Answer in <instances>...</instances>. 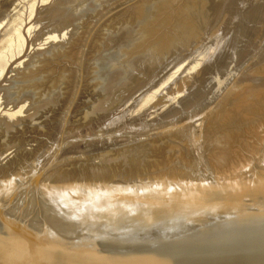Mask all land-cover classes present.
<instances>
[{
	"label": "bare ground",
	"instance_id": "6f19581e",
	"mask_svg": "<svg viewBox=\"0 0 264 264\" xmlns=\"http://www.w3.org/2000/svg\"><path fill=\"white\" fill-rule=\"evenodd\" d=\"M98 1L100 0H96L98 4L96 8L111 1V5L108 3L109 7L106 5L108 7L106 10L93 8L94 11H99L96 13L97 16L99 14L98 20L94 14L95 19L92 17L82 21L86 15L81 14V11L83 12L88 4L86 2V5L81 6L83 1L77 0H54L50 4L40 6L36 13V19L44 25V30L51 27L56 31L58 26L65 27L66 30L72 25L74 27V30L72 27L71 32L68 31L69 39L65 44L54 46L49 50L46 57L51 56L48 58L36 54L38 57L35 56L34 61L28 63L26 71L21 74L23 76L21 79L29 82L30 86L28 89L30 91L24 92L37 93L38 102L43 100L38 111L42 108V104L45 106L41 110L48 108L44 101L50 98L53 90H58L59 94L61 92L60 95L63 97L60 100L64 98L63 103L58 100L60 104H65L62 111L57 113L59 111L57 110L53 115L50 112L52 116L49 114L51 119H48L51 122L47 121V124L45 122L46 125L41 123L47 119L36 122L30 114L14 121L5 114L0 116V224L12 233L20 264H205L264 245V240L246 242L243 236H240L241 231H231L233 229L227 231L228 235H232L229 237L211 231L182 239L181 242L185 243L181 246L180 239L174 240L178 241L177 246H171V243L166 242V240L172 241L171 238H165L162 240L165 242L146 243L147 245L143 244L140 249H138L140 246L127 250L112 246L116 252L105 254L95 249L89 250L95 245L93 240L87 244L83 243L85 238L73 237L74 241L70 243L72 241L69 239H73L70 238L73 233L79 235L77 237L88 233L99 234L107 231V227L121 229L128 223L144 222L139 226L145 229L144 232L152 228L155 223L156 226L164 227L166 225L160 218H165L166 215L153 214L163 208H171L169 213H179V220L186 223L194 218L196 211L202 208L213 209L222 199V192L232 193L231 195L259 194L262 197L257 198L255 203L264 205V48H262L264 0H104L105 3L101 5ZM78 2L81 4L73 5ZM70 5L71 8L74 6L73 12L70 10ZM78 6L80 10L77 9ZM86 10L88 12V9ZM94 11L91 9L88 12L90 17ZM85 12L83 13L86 14ZM76 16L77 18L80 16L81 21L79 19L76 21ZM73 17L76 19L72 22ZM18 18H20L19 14L14 15V20L17 21ZM77 22L82 23L77 26ZM60 29L58 28L59 31L64 30V28ZM226 37L230 39V47L226 48L229 45L224 44L225 50H228V54L229 52L236 56L239 54L241 57L239 64L236 62L239 67L236 69L239 71L237 70L238 73L236 72L237 75L235 74L234 77L227 74L228 70L235 66L232 62L229 65L225 62V60L230 62V54L227 55V52L223 54L224 48L221 51L223 47L221 39ZM208 39L211 43L212 40H215L214 44L218 43L219 50L215 48L216 45L209 46L214 47L213 50L215 53L217 51V54L221 51L222 54H216L219 61L216 59L217 56L212 57L214 51L211 52ZM198 46H201L200 49ZM202 47L203 50L205 47L211 53L204 54L205 50L202 54ZM197 48L199 51H196ZM107 52L110 55L105 54ZM182 52H185L187 57L196 54V57L199 55L200 58L201 54L212 58H204V61L202 56L204 68L202 64L203 69L199 65L197 68L199 72L196 74L195 70L193 73L196 76L186 77L187 73L184 72L183 78L182 73L179 81L173 82L177 88L173 89L174 86L170 85L173 86L170 91L175 90L171 91L172 93L177 90L179 92L180 89L181 91L189 89L186 95L182 92L184 96L182 95L180 97L182 100L178 102L180 110L177 111L178 106L175 108L172 106L174 110L171 111L176 110L175 114L167 111L170 112L168 114L165 111L164 115H171L167 117L169 120L162 115L163 121L161 119V123L151 124L149 128H146L147 123L144 121L145 127L142 125L139 127L137 122V129L146 128L144 133L139 129L134 131L136 128L134 121L135 128L129 127L128 130L133 128L136 134L139 131L144 135L141 138L142 142L137 140L140 139L139 136L133 138L137 141L136 144L141 142L140 146L136 145L140 150L136 149L132 152L135 146L127 149V146H124L127 141L124 139L126 142L121 144L120 137H118L120 140H116L120 142L119 144H107L117 135L120 136L119 133L115 134L117 131L120 132L119 129L115 131L117 125H125L123 123L126 122L123 120V123L117 125L113 123L121 119L118 118L121 114L124 118L127 115L126 106L123 105L125 110L117 109L123 112L119 114V111H116L118 117L113 107L118 108L120 104L122 106L124 100L127 101L129 98L130 101L131 96L128 95L135 91V94L141 95L137 90L139 92V89L147 86L148 81L151 84L155 80L156 83L154 81L153 85L151 84L155 86L158 81L166 80L163 77L165 71L167 73L171 67L169 72H172L184 61L175 57L177 62L182 61L177 67L174 65L177 64L174 60H172L174 64H167V61L170 63L168 57L170 55L174 57V53H179L176 55L179 57ZM184 55H181L182 58ZM219 55L229 56L228 60L219 59ZM230 58L234 59V56L231 55ZM153 59L160 64V59L161 61L163 59L165 61V63L162 61L163 65L171 66H164L166 68L164 69L161 64L163 70L159 69V66L153 67L154 65L149 64ZM183 59L188 58L185 56ZM118 60L120 64H117ZM141 67L144 69L143 73L140 72ZM152 67L155 68L154 71ZM147 68L155 74L160 70L154 80L150 78L151 75L149 76L152 72L149 74L146 72ZM137 69L140 70L139 73L137 72L140 75H136ZM156 69L159 70L155 71ZM145 72L148 74L145 77L149 76L148 79L151 80L144 84ZM233 72H235L234 68ZM233 72L231 70V73ZM158 74H161L162 81L159 80ZM229 77L231 79L226 82V86L223 85L224 88L219 84L214 87L215 83L210 85L216 78L218 82L223 83ZM208 84L215 88L216 90L213 89L215 91L220 88V91L223 90L211 103L209 99L207 100L208 97L206 98L207 93L203 97L202 87H207ZM152 86L147 88L152 89ZM94 87L98 89H95L97 91L94 96L99 90L101 91L99 88H106V93L110 95L104 92L103 96L106 97H103L104 100L97 95L99 98L96 97V103L94 96L91 95L93 101L92 98L88 99L91 103H95L91 106V103L87 104L86 97L90 96ZM90 88L92 92L89 91ZM144 88L140 91L142 94L145 92ZM58 91H55L56 96L52 95L55 99L60 97L56 94ZM88 91L90 94L86 96ZM23 93L21 92L20 95ZM98 93L100 95L101 92ZM84 94L87 106L82 102ZM134 97L136 99L137 95L132 99ZM55 99L56 105L52 106V109L54 107L58 109ZM165 101L167 102L166 99ZM165 101L162 102L166 103ZM117 102L120 104L115 105L118 104ZM50 104L47 103L51 108ZM35 105L38 107V103L33 104L32 107H36ZM89 106L92 108L91 111ZM50 108L49 110L52 111ZM33 110L31 108L33 112L37 109L33 108ZM87 111L92 113L88 114L90 112ZM124 111L125 115H123ZM94 112H97V118ZM111 114H114V120ZM172 115L176 117L170 119ZM108 119L112 120L111 124L115 125L113 126L115 129ZM32 120L35 126L32 125ZM38 123L41 127L44 125V129L38 128ZM103 125L111 127L110 130L113 129L110 131L111 135H106L105 132V136L111 139H108L107 145L103 144L106 146H102L104 153L100 151L99 154L95 150L94 155L91 151L94 149L91 147L94 146L86 144L91 148L89 150L84 145L87 142L86 138L85 143H80L84 140L81 133L92 131L100 133L99 136L103 135L100 130ZM95 128L99 131L97 129L94 131ZM123 131L127 132V130L121 132ZM131 133L133 132L129 134ZM53 136L56 137L54 141L58 142L57 145L54 144L56 147L52 146ZM59 136L64 137V141L67 142H62L61 145ZM97 136L98 134L95 136L96 139L99 138ZM125 136L123 135V138H129ZM76 137L82 140L75 141ZM49 142H52L50 143L52 147ZM72 143L74 144L71 145ZM127 145L129 147L128 143ZM123 146L126 148L123 149ZM47 149L52 151L50 157H45ZM114 149L117 153H114ZM70 153L74 154L68 156ZM127 172L132 173L133 177L127 175ZM124 173L127 178L123 181L122 178L126 177ZM121 174L124 175L120 177ZM133 178L136 180L133 181ZM257 216L263 217L262 214ZM21 219L34 228L25 231L21 227ZM167 221L171 222L169 219ZM43 229L56 230L57 233L43 232ZM38 233L46 237L43 238L44 236H39ZM207 237H209L208 242H203ZM53 239L71 247L63 248L62 245L51 242L54 241Z\"/></svg>",
	"mask_w": 264,
	"mask_h": 264
},
{
	"label": "rangeland",
	"instance_id": "374dc122",
	"mask_svg": "<svg viewBox=\"0 0 264 264\" xmlns=\"http://www.w3.org/2000/svg\"><path fill=\"white\" fill-rule=\"evenodd\" d=\"M42 1H44L45 3H43ZM51 1H54V0H0V116L2 115V114H5L9 119H11V120H17V119H20V118H24L27 114H30V115H33V120L34 121H36V122H42V121H44L45 119H47V120H45L44 122H42L41 123V125L44 123V125H46L47 124V121H48V123H50L51 121H49V119L48 118H50L51 119V116L53 115V114H55L56 113V111L57 110H59V111H57V113L58 112H61L62 111V107L64 106L65 107V104H62L64 101V98H63V100H60L63 96H61L60 94H61V92H60V94H59V91L58 90H53L54 92H52L51 94L52 95H54V96H56L55 95V91H58V93L56 92V94H57V96L58 95H60V97L58 96L57 97V99H55V97L54 96H52V95H50V98L48 97V99L47 100H45L44 101V103H46V106L48 107V108H44V110H41V109H43V106H45V104H42L43 106H42V108L38 111V109H39V105H41V102L43 103V100L42 99H40V100H42L41 102L39 101L38 102V96H37V93L34 95V94H32V93H30V92H27V94H28V98H27V94H26V92H24V91H30V90H28L29 88H30V86H29V82H25L24 80H22L21 79V77H23L21 74L23 73V72H25L26 71V67H27V64L28 63H31V62H33L34 61V58H35V56L36 57H38L37 55H39V54H42V56H47V54L49 53V50H52V48L54 47V46H59L60 44H62V43H64L65 44V42H67L68 41V39L69 38H67L68 36H69V33H68V31H70L71 32V30H72V27H73V25L72 24H74L76 21H78V19L80 18V16L77 18V16H76V18H77V20L74 22V23H72V24H70V25H72V27H70L69 28V30H66V28L65 27H60V26H58V28L60 29V28H64V30L63 31H59L58 30V28H57V30L56 31H53L52 29H51V27L50 28H48V29H46V30H44V25L39 21V20H37L36 19V13H37V11H38V8L40 7V6H42V5H45V4H50L51 3ZM77 1H83L82 3V5L81 6H83V5H86L85 3L87 2V6L88 7H86L85 6V8L86 9H88V12H90L91 11V9H92V11H94L93 10V8L95 7L96 8V5H98L97 4V2H96V0H95V2L93 1H91V0H89V1H86V0H77ZM85 1V2H84ZM101 1V2H100ZM100 1H98L100 4L99 5H101V3L102 4H104L105 3V1L103 0H100ZM89 2V3H88ZM92 2V3H91ZM111 2V1H110ZM110 2H108L109 4H110ZM42 3V4H41ZM79 3L80 2H78V3H75V4H73L74 6H77V5H79ZM106 4L107 6L109 5V4ZM113 3V2H112ZM81 4V3H80ZM72 5V4H71ZM71 5H70V10H72V8L74 9V6L71 8ZM91 5H93L92 7H91ZM106 5H101L102 7H98L97 6V10L99 9L100 11L102 10H106V8L108 9V7L111 5H109L108 7L106 6ZM90 6V7H89ZM68 8V7H67ZM76 8V7H75ZM81 8V7H80ZM84 8V7H83ZM89 8H91L90 9V11H89ZM101 8V9H100ZM105 8V9H104ZM69 9V8H68ZM77 9H79V6H78V8ZM83 10V9H81V10H83V12H87V10ZM95 9V10H96ZM70 10L68 11V12H70ZM80 10V9H79ZM65 11H67V10H65ZM72 12H73V10H72ZM72 12H70V14L72 13ZM82 11H81V14H83V15H86V17L85 16H82V18H84L85 17V19L84 20H82V21H85V20H87V19H91L92 17L95 19L96 17H94L95 15L97 16V14L96 13H99V11H94L93 13H91V17H90V13H86V14H84ZM67 13V12H66ZM77 13V12H76ZM76 13H74V14H76ZM78 13H80V12H78ZM77 13V14H78ZM17 14H19L20 15V18H18V20L16 21V20H14V15H17ZM69 14V13H68ZM93 14V15H92ZM95 14V15H94ZM89 15V16H88ZM75 17V16H74ZM72 18L71 20H72V22L74 21V19H76V18ZM88 17V18H87ZM99 14H98V16H97V18H96V20H98L99 18ZM95 20V21H96ZM79 21H81L80 19H79ZM71 23V22H70ZM80 23H82V22H80ZM80 23H78L77 22V26L80 24ZM76 24V23H75ZM75 26V25H74ZM53 27V26H52ZM56 27L57 26H55L54 28L56 29ZM68 27H69V25L67 26V29H68ZM53 28V29H54ZM61 30V29H60ZM73 30H74V27H73ZM210 39H208V41H209ZM207 41V42H208ZM213 41H215V40H212V43H211V41H209V43H208V46L209 45H211V46H214L215 47V45H216V47L215 48H217V47H219V45L217 46V44H214L213 43ZM221 41L223 42L222 44V50L221 51H223V48H224V50H225V45L224 44H227V45H229L228 47H226V48H229L230 47V39L229 38H225V39H221ZM207 44V43H206ZM213 44V45H212ZM226 45V46H227ZM202 46V45H201ZM200 46V47H201ZM211 46H209L210 47V49L212 50L211 52H213L214 50V47L213 48H211ZM221 46V45H220ZM199 47V46H198ZM200 47H199V49H200ZM206 48H207V46H206ZM205 47H204V49L206 50H203V47H202V54H203V51H205L204 52V54L205 53H208L209 51H207V49H206ZM262 48H264V46H262ZM198 49V48H197ZM199 49L198 50H196V51H199ZM220 48H217V50H219ZM112 50V49H111ZM110 50V52L109 53H111L112 51ZM227 50V49H226ZM223 51V54L225 53V52H227V55H229L230 57H231V55L232 56H234V59L233 58H230L229 56V59H231V60H229L230 62L228 63L224 58H227V60H228V57H226L227 55H225V57H222V56H220L219 57V59L221 58H223L224 60H225V62L229 65V64H231V62H232V64H234L235 66H237V67H235V66H233V65H230V66H233V67H231L232 69V72H233V68L235 69V72H233V73H231V70L229 69L228 70V72H227V74H228V76L229 75H232L233 77L234 76H236L237 74H236V72L238 73V69H239V67H238V65H236L237 63L239 64V61H240V58L241 57H239L240 55L238 54V56H236V55H233L232 53H230L229 52V54H228V50L227 51ZM194 51V50H193ZM221 51H219L218 52V54H222L221 53ZM108 52L107 53H105V54H108ZM211 52H209V53H211ZM184 53L185 52H182V54L180 53V55H178L179 57H177L176 55L177 54H179V53H174L175 54V56L173 57H171V55H170V57H168L169 58V60H170V63H169V61H167L168 63L167 64H172L174 61H176V62H174V63H177V64H174V65H177V67H178V65H179V63H180V61L181 60H184L180 65L182 66V67H180V65H179V67L177 68V69H173L172 70V72H169L172 68L170 67V69H169V67H168V71H167V73H166V71H165V73H164V76H163V72H162V76L163 77H165L166 78V80H161V74L159 75H157V76H159L160 77V79L159 80H161L162 82H160V81H158L159 83H160V85L158 86V82H157V84L155 85V86H152L153 85V82L155 81L154 79H155V75L158 73V72H160V70L159 69H161V70H163V68H164V66H171V65H163V63H162V61H163V59H162V61H161V59H160V62H161V64H162V67L163 68H161V64L157 61V60H154V63L156 64V66H155V64L153 63V60H152V63H149L151 66H153V67H160L159 69H156L155 71H157V70H159V71H157L156 72V74H155V72H152V71H150V69H148L147 68V73L149 74V72H152L153 73V76H152V73L151 74H149V76H150V78L152 79L153 78V82L151 83V84H149L150 83V81H148V80H151V79H148L149 78V76H148V78H146L147 77V75L148 74H146V72H145V74H144V78H146L145 80H144V78H143V82H144V84L146 83V81H148L147 82V86H148V88H149V86H152V89H151V87H150V89H148L147 88V86H144V87H146V88H144V87H142V89H139V92H138V90H137V93H141V95H138V94H135L136 93V91L134 92V93H128V92H126V93H128V94H130V95H128V94H125L126 96L128 95V97H130L131 96V100L129 101V99H127V101H125L124 100V104H122V106H121V104L120 103H118V104H115V105H119L120 107H118V108H116L117 106H114L113 108H115V115L118 117L119 116V114H121V113H123V112H121V111H119L121 108H124L123 110H125V107L124 106H126V110L125 111H127L126 113H127V115H125V111H124V114L123 115H125V118L122 116V114H121V116L120 117H118L119 119V121L118 122H113L114 124H116L117 125V123H121L123 120H125L124 122L125 123H123V124H125V125H121V124H118L117 125V129L115 130V131H117L118 129H119V131L120 132H116L115 133V131H113L116 135H117V133H119L120 134V136H116V138H118V137H120L121 138V140H120V138H118V139H116L115 137H114V139L113 140H111L110 142H109V140L108 139H111V138H108V137H106L105 136V132H106V135L108 134V135H111V133H110V131H112L113 129H115V127H113V126H115V125H113L112 126V124H111V122H112V120H114L115 119V117H114V114H111L114 118H112V120H107L108 122H110V124H111V126H112V128L113 129H111L110 130V128H109V126H105L104 127V125H103V127L105 128V129H103V127H101V133L103 132V135H100L99 136V134L100 133H98V132H96L97 134H98V136H99V138L98 139H96L95 138V136L97 135L95 132L93 133L92 131V134H96L95 136L94 135H92L91 134V132H87L86 133V131L85 132H83V133H81V135H83L82 136V139H84V140H82V139H80V138H78L79 139V141L80 140H82L80 143H85L86 141H85V138H86V140H87V142L84 144L85 146H86V148H88L89 150H91V148H94L93 150H91L92 151V154H96V152H98L99 154H101V153H104V149L102 148V146H104V145H107V144H111V143H115V144H119L120 142H121V144H122V142H126V145H124L125 143H123V145L124 146H127V149H132L131 148V146H135V150L134 151H132V152H135L136 151V149L138 150L139 149V147H136V145L137 144H139L138 146H140V144H141V138L142 137H144V135L143 134H141L142 132L144 133V132H146V131H144V129L146 130V128L148 127H150V125L151 124H153V125H156V124H158V123H161V119H162V121H163V118L164 117H166V119H168L169 120V118H167L168 116H171V115H166V116H164L166 113H168V114H170V112H172L174 109L172 108V106H174V108L175 107H179V109H178V107L176 108L177 109V111L178 110H180V106H179V104H178V102H179V100L181 99L180 97L183 95V93L185 94V93H188L187 91L189 90H185V91H181V89H180V91L178 92V90L175 92V93H172V92H174V91H170V89H172L171 87H173V89L176 87V85L174 84L173 85V82L175 81V80H177V81H179L178 79H180V74H182L183 73V75H181V77L183 76L184 77V72H186L185 74V76L187 77V75L189 76V75H192L193 77L194 76H196V74L199 72V70L197 69V68H199V67H201V64H202V67H203V65H204V63H203V60L201 61V57L203 56V55H201L199 52H197V53H199L200 54V58H199V55L196 57V54H194L195 56H188L187 57V54L185 53V55H184ZM188 53H190V52H188ZM192 53V52H191ZM194 53H195V51H194ZM208 53V54H209ZM215 53V51L213 52V56L212 57H214V55H215V57L218 55L217 54V51H216V53ZM234 53V52H233ZM37 54V55H36ZM104 54V55H105ZM217 54V55H216ZM108 55H110V54H108ZM181 55H184V57L186 56V58H188V59H183L182 58V56ZM190 55V54H189ZM210 55H212V54H210ZM40 56V55H39ZM51 55H49L48 57H50ZM48 57H46V58H48ZM105 57H106V55H105ZM179 58V59H181L179 62H177L178 60H176V59H174V58ZM211 57V58H212ZM108 58H110V57H108ZM166 58V57H165ZM173 58V59H172ZM211 59V58H209V57H205V55L202 57V59ZM199 59H200V61H199ZM205 59H204V61H205ZM217 60H218V56H217V58H216ZM222 59V60H223ZM122 60V57H121V59H120V61ZM172 60H174V61H172ZM120 61L118 60L117 61V64H120ZM219 61V60H218ZM242 61V60H241ZM149 62V61H148ZM164 63H165V61H163ZM237 62V63H236ZM146 63V62H145ZM148 64V63H147ZM147 64H145V67H146V65ZM149 64L147 65V66H149ZM38 65V64H37ZM200 65V66H199ZM227 65V66H228ZM199 66V67H198ZM152 67V68H153ZM173 68L175 67V66H172ZM201 67V68H202ZM142 68V67H141ZM141 68H139L140 70H138L137 69V71L135 72L136 73V75H140V74H138L139 73V71L140 72H142L145 68H144V65H143V68L141 69ZM149 68H151L150 66H149ZM200 68V70H202ZM228 68H230L229 66H228ZM236 68H238V69H236ZM97 69V68H96ZM154 69L155 68H153V71H154ZM164 69H166V68H164ZM152 70V69H151ZM195 70H196V74L195 75H193V73L195 72ZM198 70V71H197ZM238 70V71H237ZM229 71H230V74H229ZM105 73L107 72L106 70L104 71ZM138 72V73H137ZM143 73V72H142ZM141 73V74H142ZM168 73H170V74H172L171 75V77L169 78V76H170V74L168 75ZM236 74V75H235ZM166 75V76H165ZM146 76V77H145ZM192 76H190V78L192 77ZM231 76V78H233ZM142 77H143V74H142ZM142 77L140 76V78H141V81H142ZM182 77V78H183ZM97 78V77H96ZM139 78V77H138ZM139 78V79H140ZM164 78V79H165ZM230 77H229V79H227V81H223V83L222 82H218V79L216 78L215 80L217 81V83H216V81L214 80V82H213V80H212V82L210 83V85L212 84V85H214V83L216 84L214 87H216L217 86V84H219L220 85V87L222 86L223 87V85L225 84V86H226V82L228 83L229 81H230V79H231ZM98 79H101V78H98ZM97 79V80H98ZM169 79V80H168ZM191 79H193V78H191ZM157 80V79H156ZM100 82H101V80H99ZM98 81V82H99ZM142 82V83H143ZM155 83H156V81H155ZM222 83V84H221ZM140 84H141V82H140ZM163 84V85H162ZM135 85V84H134ZM133 85V86H134ZM170 85H173V86H170ZM209 84H208V86L207 87H202V88H204V89H202L203 90V95L205 94V93H207V95H206V98H207V100L209 99V102L211 103L212 101L214 102V100H215V97H217L218 95H219V93L221 94V92L223 91H220L221 90V88L220 87H218V91H215L216 89L215 88H213L212 86H210ZM218 85V86H219ZM132 86V87H133ZM159 88H158V87ZM205 86V85H204ZM224 86V87H225ZM157 87V88H156ZM170 87V88H169ZM223 87V88H224ZM143 88H144V94H142V92H140V91H142L143 90ZM154 88V89H153ZM177 88V87H176ZM59 89V88H58ZM62 89V88H61ZM95 89H97V87L95 88L94 87V90H93V92L91 91V88H90V90L89 91H91L92 93L90 94V92L88 91V93L86 94V96L87 95H89L90 94V96L88 97H86L87 99L88 98H92L91 99V101H93V99L95 100V103L97 102L96 101V97H97V95L100 97H104L103 95H104V92L106 93V91H105V89L106 88H99V89H101V91L99 90L98 92H101L100 93V95H99V93L97 92V95L96 96H94V94H96V92L95 91H97V90H95ZM147 91H146V90ZM213 89H215V90H213ZM60 90V89H59ZM62 91V93H63V90H61ZM205 91V92H204ZM23 93V95L21 94L20 95V93ZM95 92V93H94ZM183 92V93H182ZM16 93H18L19 95V97L16 95ZM25 94V95H24ZM85 94L82 96L83 98H82V102L84 103L85 102V100H87L86 98H85ZM102 94V95H101ZM106 94H108V95H110L108 92L106 93ZM133 94V95H132ZM217 94V95H216ZM31 95V96H30ZM64 95V94H63ZM91 95L92 96H94V98L93 97H91ZM134 95H137V98L135 99V97H134V99H132V97L134 96ZM186 95V94H185ZM205 95L203 96V97H205ZM33 96H36V97H33ZM106 96V95H105ZM184 96V95H183ZM220 96V95H219ZM30 97H32V98H30ZM99 97H97V99L99 98ZM108 97V96H107ZM127 97V98H128ZM162 97H164L163 99H162ZM166 97V98H165ZM202 97V98H203ZM33 98H35L34 100H32ZM85 98V99H84ZM102 98H101V100H102ZM104 98H106V97H104ZM104 98H103V100H104ZM110 98V97H109ZM109 98H107V100L109 99ZM126 98V97H125ZM54 99H55V101L57 100V104H58V109L56 108L55 109V107L53 108L54 109V111H53V109H52V106H55L56 105V102H54ZM162 99V100H161ZM165 99L167 100V102L165 101ZM205 99V98H204ZM34 101V103H31L32 101ZM51 100H53V101H51ZM62 102L61 104H60V102ZM182 100V99H181ZM54 104H50L51 102ZM88 101H89V103H88ZM88 101H87V104H89L90 105V99H88ZM99 101V100H98ZM123 101V100H122ZM133 101V102H132ZM162 101H165L166 103H163ZM35 102H37L38 103V107H37V105H35L36 107H32V105L33 104H37V103H35ZM131 104H130V103ZM205 102H207V101H205ZM208 102V104H210ZM40 103V104H39ZM47 103L48 104H50V106H51V108L49 107V105H47ZM92 103H94V102H92ZM92 103H91V106H92ZM94 103V104H95ZM122 103V102H121ZM125 103H127V105L125 104ZM85 104H86V102H85ZM87 104L86 105H84V106H87ZM178 104V105H177ZM124 105V106H123ZM90 107V106H89ZM171 107V108H170ZM31 108H32V110H33V108L34 109H37L35 112H33V111H31ZM49 108L50 109H52V111H50L49 110ZM73 109H74V107H72ZM84 108V107H83ZM83 108H82V111H83ZM86 108V107H85ZM88 108V107H87ZM169 108V109H168ZM48 109V110H47ZM90 109V111H91V107L89 108ZM88 109V110H89ZM117 109H119V110H117ZM168 109V110H167ZM171 109H172V111H171ZM87 110V109H86ZM86 110L84 111L85 113H86ZM114 110V109H113ZM90 111H87V113L88 112H90ZM116 111H119V114L117 115L116 114ZM165 111H166V113H165ZM167 111H170V112H167ZM176 111V110H175ZM174 111V112H175ZM50 112L52 113V115L50 114ZM54 112V113H53ZM99 112V111H98ZM110 112H113V111H109V113ZM121 112V113H120ZM174 112H172L173 114H175ZM180 112V111H179ZM92 112H90V113H88V114H91ZM94 113H96V114H94ZM93 114L94 115H96V118H97V112H94ZM114 113V112H113ZM51 116H50V115ZM87 114V115H88ZM93 115V116H94ZM99 115V114H98ZM164 117H163V116ZM46 116V117H45ZM48 116V117H47ZM91 116V115H90ZM117 117H116V119H117ZM163 117V118H162ZM173 117H176V116H173L172 115V117H170V119H173ZM122 118H124V119H122ZM32 120V125H34V121ZM107 121H106V123H107ZM128 121H130L129 123H128ZM134 121H136V123L134 124L135 126H136V128L134 127V125H133V123H134ZM142 122V124H140L141 122ZM143 121L145 122V123H147V125L146 124H144L143 123ZM157 121H159V122H157ZM45 122H46V124H45ZM131 122H132V126H130L131 125ZM137 122H139V127H141V125L143 126V124L144 125H146V128H138L139 129V131L141 132V133H139V131L137 132V134H136V132H134L136 129H137V126H138V123ZM156 122V123H155ZM40 123H38V128L40 127V128H43L44 127V125H43V127H41L40 125H39ZM70 124V123H69ZM109 124V125H110ZM126 124H128V126L126 125ZM137 124V125H136ZM36 125V124H35ZM34 125V126H35ZM149 125V126H148ZM100 126H101V124H100ZM120 128H119V127ZM121 126H125L124 128L123 127H121ZM152 126V125H151ZM37 127V126H36ZM129 127H134L135 129H134V131H133V128H131L130 130H128V128ZM143 127H145V126H143ZM100 128V127H99ZM107 128H109L108 130H106ZM44 129V128H43ZM98 130V128H95L94 129V131L95 130ZM102 129L104 130V131H102ZM127 130V132L126 131H123V132H121L122 130ZM137 129V130H138ZM96 130V131H97ZM142 130V131H141ZM99 131V130H98ZM133 132L134 133V135H133V133H131V134H129L130 132ZM109 132V133H108ZM127 133L126 134V136H128V134H129V138H127L126 136H125V133ZM129 132V133H128ZM76 133H77V131H76ZM78 133H79V131H78ZM122 133V134H121ZM86 134V135H85ZM114 134V135H115ZM113 135V136H114ZM123 135L127 138H123ZM140 135H142V136H140ZM88 136H89V138L90 139H88ZM90 136H92V137H90ZM94 136V137H93ZM97 136V137H98ZM101 136H103V137H101ZM136 136H139L140 137V139H137V140H140L141 142H139V143H137L136 144V142L137 141H135V139L136 138H139V137H136ZM58 137V136H57ZM84 137V138H83ZM111 137V136H110ZM135 137V139H133ZM64 138V137H61V136H59V142L61 143V145H62V142H67V141H64L65 140V138L63 139V141H62V139ZM92 138V139H91ZM113 138V137H112ZM78 139H77V137H76V140L75 141H78ZM126 141H125V140ZM134 140L132 143L129 141V140ZM51 140H56V137L55 136H53L52 137V139ZM50 140V141H51ZM69 140V139H68ZM107 140V141H106ZM116 140H120V142L118 141H116ZM52 141V142H53ZM78 141V142H79ZM52 142H49V145L51 146V144L50 143H52ZM55 142V143H54ZM53 143H52V146L54 145V144H58V142L57 141H54ZM57 142V143H56ZM70 142V141H69ZM106 142H109V143H107L106 144ZM117 142V143H116ZM135 142V143H134ZM59 143V144H60ZM127 143L129 144V147H128V145H127ZM134 143V144H133ZM65 144V143H64ZM74 143H72L71 145H73ZM86 144H88V146H89V144H91V145H93L94 147H91V148H89ZM104 144V145H103ZM114 144V145H115ZM84 145H82V146H84ZM90 145V146H91ZM98 147V148H96V146ZM99 145V146H98ZM143 145V144H142ZM51 146V147H52ZM55 146V145H54ZM53 146V147H54ZM101 146V147H100ZM109 146H112V145H109ZM123 146V149H125L126 147H124ZM51 147H49V148H51ZM56 147V146H55ZM58 147V146H57ZM59 147H60V145H59ZM62 147V146H61ZM104 147H106V146H104ZM108 147V146H107ZM103 149V151L101 150V149ZM48 150V149H47ZM46 150V151H47ZM50 150V149H49ZM48 150V155H47V153L45 154L46 156L45 157H50L52 154V151H49ZM53 150V149H52ZM95 150H97L96 152H95ZM115 151H114V153H117V151H116V149H114ZM140 150V149H139ZM94 151V152H93ZM100 151H101V153H100ZM51 154V155H50ZM72 154H74V153H72ZM71 153L70 154H68V156L69 155H72ZM99 154H97V157H99ZM50 155V156H49ZM101 157H102V155H100ZM140 157V156H139ZM57 158H58V156H57ZM56 158V159H57ZM100 158V157H99ZM121 157H119V159H120ZM103 159H106V158H103ZM43 160V159H42ZM45 160H47V158L46 159H44L43 160V163L45 162ZM111 160V159H110ZM109 160V161H110ZM112 160H114V159H112ZM111 160V161H112ZM121 160H122V158H121ZM116 161H118V160H116ZM128 173V172H127ZM125 174V176H126V173H124ZM124 174H121L120 175V177H122V175H124ZM132 173H128L127 175H131ZM125 176H123V177H125ZM150 176V175H149ZM131 177H133V175H131ZM155 177V176H154ZM126 178H127V176L125 177V178H122V180L124 181V179L126 180ZM128 178H129V176H128ZM134 180L133 181H135L136 179L135 178H133ZM131 180V182H132V179H130ZM232 193H229V192H222L221 193V200L219 201V202H217V204L215 205V207L212 209V208H202L200 211H196L195 213H194V218H192L191 220H189V221H187L186 223H184V222H181V219L179 220V218H180V214L179 213H169V212H171V208H163V209H160V210H158V211H156L155 213H153V214H156L157 216H159V215H166V217L165 218H160L161 219V221L166 225V226H164V227H162V226H156L157 224L155 223V224H153L152 226V228L150 227V228H148V231L147 232H144V228L142 229V227H139V226H141L140 224H143L144 222H142V223H139V224H132V223H128V225H123V227L121 228V229H119L118 227H116V228H111V227H107V231H105V232H101V233H99V234H84V235H82V236H80V237H77V236H79V235H76V234H72L71 236L72 237H70V238H85V241H83V243H87V244H90L91 243V241L93 240L94 241V243H95V245H93L92 247H90L89 248V250L90 249H95V250H97V251H100V252H102V253H110V252H116L113 248L114 247H117V246H119L120 247V249H123V250H127V249H135L136 247L138 248L139 246V248L138 249H140L141 247H143L142 245L143 244H149V243H152V242H155V243H157V244H160V243H162V242H165V241H162V240H164L165 238H171V240L172 241H170V240H166V242H168V243H171V246H177L178 245V241H174V240H177V239H180V246L181 245H183L185 242H181L182 241V239H186V238H191V237H193V235H195V234H199V233H206V232H211V231H215V232H218V233H221V234H224V237H229V236H232V235H228L229 233V230H231V229H233V230H231V231H241L240 232V236H243V238L246 240V242L247 241H249V242H257V241H261V240H264V205L263 204H256L255 203V200L257 199V198H261L262 196H260L259 194L257 195V196H251V195H244V194H238V195H231ZM264 196V195H263ZM3 212V211H2ZM36 212V211H35ZM259 214H262L263 215V217H258L257 215H259ZM25 218V217H24ZM167 219H169L171 222H168L167 221ZM26 220V219H25ZM24 220L23 219H21L20 220V223H22L21 224V227H23L24 228V230L26 231L27 229H33L34 227H32V226H30V224H28V223H25V221L23 222ZM180 224V225H179ZM226 226L227 227H229V228H226ZM139 227V228H138ZM30 229V230H31ZM165 230H167L166 232H164ZM176 230V231H175ZM43 232H46V231H49V232H55V233H57V231L56 230H51V229H48V230H46V229H43L42 230ZM228 231V232H227ZM29 232V231H28ZM238 233V232H237ZM163 234H171V235H169V236H164ZM37 235H39V236H44L43 238H45L46 237V235H44V234H41V233H38ZM84 236V237H83ZM235 236H237V235H235ZM74 238L73 239H69V241H72V242H70V243H73V241H74ZM208 239H209V237H207V238H205L204 240H203V242H208ZM54 241H51V242H55V243H57V244H59V245H62V247L64 248V247H66V248H69V247H71L70 245H66V244H62V243H60V242H56L57 240H55V239H53ZM158 240H160V242L158 243ZM50 241V240H49ZM146 244V245H147ZM150 245H152V244H150ZM150 245H148V246H150ZM112 246H114V247H112ZM148 246H146V247H148ZM259 246H262V245H259ZM87 247H89V246H87ZM112 247V248H111ZM82 248V247H81ZM80 248V249H81Z\"/></svg>",
	"mask_w": 264,
	"mask_h": 264
},
{
	"label": "water",
	"instance_id": "95a60500",
	"mask_svg": "<svg viewBox=\"0 0 264 264\" xmlns=\"http://www.w3.org/2000/svg\"><path fill=\"white\" fill-rule=\"evenodd\" d=\"M0 264H20L12 233L0 224ZM205 264H264V245Z\"/></svg>",
	"mask_w": 264,
	"mask_h": 264
}]
</instances>
